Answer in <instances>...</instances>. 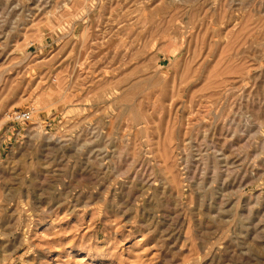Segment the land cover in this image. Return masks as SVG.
Listing matches in <instances>:
<instances>
[{"label": "rangeland", "instance_id": "374dc122", "mask_svg": "<svg viewBox=\"0 0 264 264\" xmlns=\"http://www.w3.org/2000/svg\"><path fill=\"white\" fill-rule=\"evenodd\" d=\"M0 264H264V0H0Z\"/></svg>", "mask_w": 264, "mask_h": 264}, {"label": "built area", "instance_id": "2783aa9c", "mask_svg": "<svg viewBox=\"0 0 264 264\" xmlns=\"http://www.w3.org/2000/svg\"><path fill=\"white\" fill-rule=\"evenodd\" d=\"M33 116L31 112H23L14 114L12 120L16 123H28L32 120Z\"/></svg>", "mask_w": 264, "mask_h": 264}]
</instances>
